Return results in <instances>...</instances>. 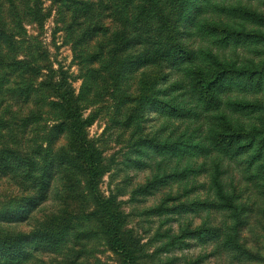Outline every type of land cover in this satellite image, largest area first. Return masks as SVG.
Here are the masks:
<instances>
[{
  "label": "rangeland",
  "instance_id": "374dc122",
  "mask_svg": "<svg viewBox=\"0 0 264 264\" xmlns=\"http://www.w3.org/2000/svg\"><path fill=\"white\" fill-rule=\"evenodd\" d=\"M153 2L0 0V264H264V0Z\"/></svg>",
  "mask_w": 264,
  "mask_h": 264
},
{
  "label": "trees",
  "instance_id": "16d2710c",
  "mask_svg": "<svg viewBox=\"0 0 264 264\" xmlns=\"http://www.w3.org/2000/svg\"><path fill=\"white\" fill-rule=\"evenodd\" d=\"M191 6H192V2L191 1L188 4L187 3L185 4V7H186L187 13H188L187 15H189V13H190V11L192 9ZM154 7H155V5H154L153 0H144V3L141 6V10L143 12H150V11H154ZM197 8H198V10H202V4L199 3L197 5ZM141 10L139 12H141ZM146 61H148V60H146ZM225 73H226V68H222V69L216 71L212 75L211 78H207L203 73H200V72H197L196 73L197 84L199 85V91H200L199 92V95H200V97H201L202 100H205L208 103V102H211V101H213L215 99V93L213 91L214 90V87L224 77ZM25 90H26V88H25ZM76 127L77 126H75V128ZM36 203L38 204L37 201H36ZM30 205H33V204H29V207H30ZM111 235L113 236V238H115V241L118 242V240H117V238H118L117 233L116 232H113V230H111ZM125 254H126V252H125Z\"/></svg>",
  "mask_w": 264,
  "mask_h": 264
}]
</instances>
